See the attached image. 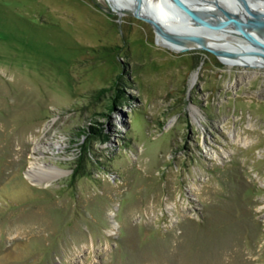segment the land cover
<instances>
[{
    "label": "rangeland",
    "instance_id": "obj_1",
    "mask_svg": "<svg viewBox=\"0 0 264 264\" xmlns=\"http://www.w3.org/2000/svg\"><path fill=\"white\" fill-rule=\"evenodd\" d=\"M129 3L0 0V264H264V69Z\"/></svg>",
    "mask_w": 264,
    "mask_h": 264
},
{
    "label": "bare ground",
    "instance_id": "obj_2",
    "mask_svg": "<svg viewBox=\"0 0 264 264\" xmlns=\"http://www.w3.org/2000/svg\"><path fill=\"white\" fill-rule=\"evenodd\" d=\"M129 1L132 2V0H119L120 4L122 6H127L128 4L131 6ZM153 1L161 7L164 5V3H166L163 1H159V0H153ZM173 1H177L178 3H181L180 8L177 9L176 12H171L168 10L164 11L165 13L156 12V11H153L151 9V7H148L147 5L145 6L147 13L151 17H153L156 21H158V24L161 27H164L165 29H168L171 32H173V35H163L161 33H158V38L162 39L164 42H166V45H169L170 48H173V49L187 48V47L192 46L196 43L192 39L187 40L185 38H182V37L176 35L177 33L192 34L191 32L194 33V31L196 29L202 28V27L214 24V23L222 25V28L219 32V36L224 38L223 41L221 40L219 42V45H216L217 49L223 50V51L229 49V50H239L242 52H247L245 49L247 47L246 44L252 45L250 42H248L246 39H244V37L241 34H239V32L234 31L229 25H227V22L222 18V16L220 14L217 13L218 11L224 10V6L221 3H229L230 0H211L212 2H215L213 4L214 7H211V8H214L213 10L216 11L215 18H213L211 16V12L209 11L210 9L201 10L200 8H197V7L193 8V7H195V5H193V0H173ZM200 1L206 2L205 5H208V3L211 2L210 0H204V1L200 0ZM249 1L255 2L258 0H249ZM187 6H189V8ZM255 7H258V6H255ZM162 8L164 10L165 9H173L171 7H167V8L162 7ZM133 9H134V7H133ZM236 12L239 16L242 15L240 12H238V11H236ZM168 15H173V16L167 17ZM241 19L245 20L243 15H242ZM199 20H201L200 23H198ZM226 34H230V35L234 36L235 38H238V40L243 41L245 43V45H243L242 47H239V46L227 41L225 39ZM252 34L255 37H259V34H264V29H259V34L256 32H252ZM198 38L201 39L203 42H205L208 45L213 43V41L209 37H206V36L202 37V35H201ZM253 46L257 52H259V50H262L261 46H257V45H253ZM259 55H262V54H259ZM219 58L226 63H232L233 60L237 59L235 56H229L226 54H219ZM251 58L257 62L262 61V57H259L258 55L253 54V56ZM54 169H55V167L54 168L53 167L52 168L46 167V166L40 164V162L39 163L31 162L29 169L26 171V178L32 183V185L34 183L35 184L36 183L41 184L43 181L46 183V182H49V180L55 176L56 173H55ZM59 171H60V169H59ZM47 185H48V183L44 184V186H47Z\"/></svg>",
    "mask_w": 264,
    "mask_h": 264
},
{
    "label": "water",
    "instance_id": "obj_3",
    "mask_svg": "<svg viewBox=\"0 0 264 264\" xmlns=\"http://www.w3.org/2000/svg\"><path fill=\"white\" fill-rule=\"evenodd\" d=\"M134 3V9H132L130 12L135 17L144 20L145 22L149 23L152 28L155 30L156 33H161L163 35H173V32H171L168 29H165L164 27H161L156 20L153 19L148 13L145 8L147 5L148 7H151L153 11H161L165 13L162 7H171L173 10H177L180 8L181 3H178L177 1H171L168 3H164V5L161 7L158 4H156L153 0H132ZM206 2H201L200 0H193V5L197 6L201 10H208L211 12V16L215 18L216 11L213 10L214 7L213 4L215 2H209L208 5H205ZM246 3V4H243ZM264 0L259 1H249V0H230L228 3H221L224 6V10L218 11L217 13L222 16V18L227 22V25L234 30L239 32L248 42H250L252 45L246 44V51L247 50H254L253 45L261 46L264 50V34H259V29H264ZM210 8H209V7ZM258 6V7H255ZM240 12L245 20L241 19L242 15H238L237 12ZM210 15V14H209ZM239 16V17H238ZM201 20L198 21L200 23ZM252 32H256L259 34V37H255ZM176 35L185 38L187 40H194L196 43L192 46V48L195 49H201L205 51L212 52L217 58H219V54H226L229 56H235L237 59H242L241 63L245 66L253 67V68H263L264 69V57L262 58V61L257 62L254 61V59L251 58L250 55L246 54L247 52H242L239 50H219L212 48L210 45L203 42L201 39H199L197 36L193 34H187V33H177Z\"/></svg>",
    "mask_w": 264,
    "mask_h": 264
},
{
    "label": "trees",
    "instance_id": "obj_4",
    "mask_svg": "<svg viewBox=\"0 0 264 264\" xmlns=\"http://www.w3.org/2000/svg\"><path fill=\"white\" fill-rule=\"evenodd\" d=\"M102 91H104V90H102ZM109 111H112V108L111 107L109 108ZM98 134H99V132H98Z\"/></svg>",
    "mask_w": 264,
    "mask_h": 264
}]
</instances>
